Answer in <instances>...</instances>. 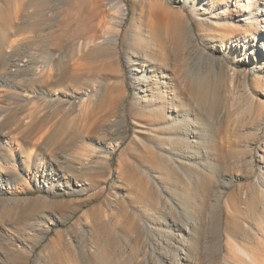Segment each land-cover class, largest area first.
I'll return each instance as SVG.
<instances>
[{
    "label": "rangeland",
    "instance_id": "374dc122",
    "mask_svg": "<svg viewBox=\"0 0 264 264\" xmlns=\"http://www.w3.org/2000/svg\"><path fill=\"white\" fill-rule=\"evenodd\" d=\"M83 1L100 39L76 40L67 58L54 52L55 77L40 67L0 84V264H234L227 242L264 243L253 208L264 200V0ZM50 31L11 36L0 78L12 74L5 58L38 57ZM138 37L150 42L151 57L132 49ZM158 51L171 57L169 67ZM138 58L152 63L153 83L163 79L147 99L165 92V109L137 106ZM179 66L199 73L196 111L187 99L177 110ZM114 84L125 115L109 104ZM133 104L164 122L143 124ZM222 245L226 256L216 260Z\"/></svg>",
    "mask_w": 264,
    "mask_h": 264
},
{
    "label": "bare ground",
    "instance_id": "6f19581e",
    "mask_svg": "<svg viewBox=\"0 0 264 264\" xmlns=\"http://www.w3.org/2000/svg\"><path fill=\"white\" fill-rule=\"evenodd\" d=\"M120 2L121 1L116 2L115 5L120 4ZM3 3H4V6H0V30H1L0 31V51L5 50L7 47H11L9 44L10 43L9 40L11 36L20 34L26 30L39 32V31H42L46 26H48V28H51L50 33L49 34L47 33L48 35L46 34L44 35L43 38L38 40L37 46H39L41 50L38 57L37 56L33 57L35 55L34 53V55H32L33 58L29 56V57H25L21 61H14L11 59V57L5 58L4 60L5 64H1V65L7 66V69L5 68V71L12 69L11 70L12 74L11 73L9 74L10 72L9 70L7 73L9 76L5 73L7 77L4 75V78L3 77L0 78V84L3 87L4 86L11 87L12 83H14V81L17 80L18 77L20 76H25V77L27 76L31 77L33 75L37 76V72L39 71L41 72V70H39L40 67H43L42 71L46 70L45 77L47 78L55 77L53 76V74L55 73H54V68L52 65L54 61V52L65 50L67 53L64 56V58H67L69 50L75 44L76 40L83 39L85 44L88 46V45L95 44L97 40L100 39L101 37L99 30L95 29L96 24L93 22L95 21L94 12L89 9L88 5L83 0H74V5H72V0H36V1L35 0H14L13 2L12 1L10 2L9 0H3ZM49 4H53V7H49ZM94 4L92 6L93 10H95ZM72 10H76V14L78 15L82 14L83 16L78 17V18L75 17L73 15ZM124 20H125V14L122 13L119 23H123ZM73 22L74 23L79 22V24L81 25V29L79 30V32L77 31L75 33L70 34L68 28H69V25L72 24ZM102 24H103V21L100 20L99 28H101ZM54 27L58 28V33H56L57 31L53 32L52 29ZM263 37H264V34L263 36H261V39ZM113 45L114 43L111 41L109 46L113 47ZM130 45L135 52L144 51L146 52L147 57H151L150 50H148V48L150 47L149 46L150 42L147 39L138 37V40L132 43L130 42ZM161 48H165V47L162 46ZM37 52L39 51L37 50ZM158 52H157L158 54L162 55V66L169 67L171 63V57L169 58L167 54L164 52L162 53L160 51ZM93 54H96V52L95 53L93 52ZM15 55H19V53L18 54L14 53L12 57ZM138 61H141L140 58H138ZM39 64H42V65L39 66ZM136 64H140V66H142V69H143L141 72L142 73L144 72L142 75L138 77L137 76L133 77V84L137 91L135 95V99L141 98V102L137 106L140 108V110H145L147 107H149L150 110L152 111L156 110L159 107L160 109L164 108L167 104V101L170 100V97L165 92L157 93L155 95L154 100L147 99L148 94L151 92V89H152L151 87L155 85V86H158L157 89H160L161 87L164 86L165 83L162 82L163 79L160 82L155 81L156 84H154L155 82L153 83L152 79L149 78L147 72H149L150 67H152L151 65L152 63L149 60L137 62ZM153 69L154 70L152 69L151 70L155 72L156 68H153ZM62 79L63 78L61 76L60 81ZM174 80L177 84L175 87L176 94L174 95L177 96L178 103L180 104L179 106L182 107V109H177V110L184 111L185 100L187 99L190 103L191 108L194 111H196L197 108L201 104V81H200L199 73L196 70V67H194L192 70L190 69L189 72H186L182 66H179L177 68L176 78H174ZM108 91H109V98H108L109 104L111 108L114 111H116L118 108H120L119 106L122 105L121 103L124 97V93L122 91V88L117 84L110 85ZM145 98L148 101L147 100L145 101ZM202 98H204V96ZM135 104H133L132 106L133 118L139 119L140 122H142L145 125H151L152 123H156L157 121L162 122V120L164 122V118L162 117V115L158 118L151 117V116L144 117L141 111L140 112L136 111ZM117 112H120L121 114L125 115L127 113V109L126 107H124L123 109H120V111L118 109ZM5 123L6 121H4L3 115L0 112V136L7 135V133L5 132V130L7 129V127H5ZM166 133H167V130H166ZM126 138L127 136L123 137V139H126ZM2 176H3L2 172L0 171V180H2ZM75 180L76 179L74 177H72L71 175L69 176L70 182L73 183V181ZM83 181L85 182V180ZM75 184L76 186H82L78 184L77 181L75 182ZM253 208H255L257 211L260 210L262 214L259 216V221H260V225L263 227V232H264V200L260 203L255 204ZM226 230L229 234H235L230 222L226 224ZM244 242H247V241L245 239L243 241H239L236 238H234L233 244H230V242H227L229 247L231 246L233 247V250L231 249V250H228L227 252L228 257L233 260V263L234 264H264V258L261 257L262 255H264V243L259 241L256 245L255 244L245 245ZM225 256H226V248L224 247V245H222V247L220 248V251L217 250L215 252L214 259L223 260Z\"/></svg>",
    "mask_w": 264,
    "mask_h": 264
}]
</instances>
